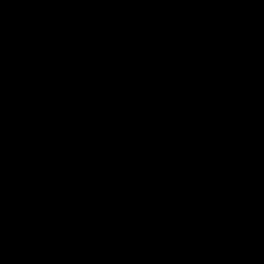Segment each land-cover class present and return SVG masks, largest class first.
I'll return each mask as SVG.
<instances>
[{
  "label": "trees",
  "instance_id": "16d2710c",
  "mask_svg": "<svg viewBox=\"0 0 264 264\" xmlns=\"http://www.w3.org/2000/svg\"><path fill=\"white\" fill-rule=\"evenodd\" d=\"M0 264H264V0H0Z\"/></svg>",
  "mask_w": 264,
  "mask_h": 264
}]
</instances>
